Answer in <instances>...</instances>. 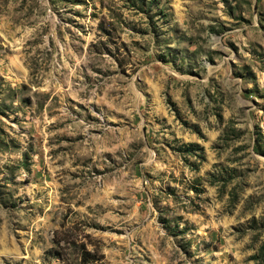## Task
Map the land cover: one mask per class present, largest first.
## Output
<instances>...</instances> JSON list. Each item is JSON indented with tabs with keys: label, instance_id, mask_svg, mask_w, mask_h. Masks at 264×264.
<instances>
[{
	"label": "rangeland",
	"instance_id": "374dc122",
	"mask_svg": "<svg viewBox=\"0 0 264 264\" xmlns=\"http://www.w3.org/2000/svg\"><path fill=\"white\" fill-rule=\"evenodd\" d=\"M0 264H264V0H0Z\"/></svg>",
	"mask_w": 264,
	"mask_h": 264
}]
</instances>
